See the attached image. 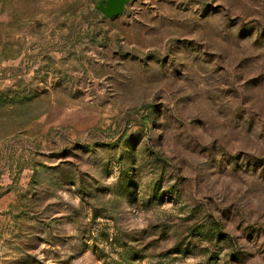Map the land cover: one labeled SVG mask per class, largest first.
Returning <instances> with one entry per match:
<instances>
[{"label":"rangeland","instance_id":"1","mask_svg":"<svg viewBox=\"0 0 264 264\" xmlns=\"http://www.w3.org/2000/svg\"><path fill=\"white\" fill-rule=\"evenodd\" d=\"M95 2L0 38V264H264V0Z\"/></svg>","mask_w":264,"mask_h":264},{"label":"crops","instance_id":"2","mask_svg":"<svg viewBox=\"0 0 264 264\" xmlns=\"http://www.w3.org/2000/svg\"><path fill=\"white\" fill-rule=\"evenodd\" d=\"M30 0H0V38L8 36L9 24L27 11ZM31 5H34V0H31ZM37 0H35L36 2ZM13 34V33H10ZM2 43V41L0 42ZM4 43V40H3Z\"/></svg>","mask_w":264,"mask_h":264},{"label":"water","instance_id":"3","mask_svg":"<svg viewBox=\"0 0 264 264\" xmlns=\"http://www.w3.org/2000/svg\"><path fill=\"white\" fill-rule=\"evenodd\" d=\"M129 0H96L95 6L107 17L117 16L123 13Z\"/></svg>","mask_w":264,"mask_h":264},{"label":"trees","instance_id":"4","mask_svg":"<svg viewBox=\"0 0 264 264\" xmlns=\"http://www.w3.org/2000/svg\"><path fill=\"white\" fill-rule=\"evenodd\" d=\"M209 228L216 234V236H217V238H219V237H222L223 236V233L221 232V230H220V225L218 224V223H216V222H214V221H212V222H210V224H209ZM200 233H201V228L199 227V228H196L195 230H193L192 232H191V236L192 237H195V236H199L200 235ZM130 259H126L125 261H129ZM131 261V260H130Z\"/></svg>","mask_w":264,"mask_h":264}]
</instances>
